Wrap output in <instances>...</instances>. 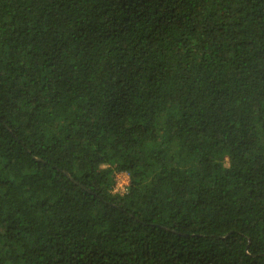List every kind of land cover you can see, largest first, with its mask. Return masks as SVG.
Masks as SVG:
<instances>
[{
  "label": "trees",
  "instance_id": "trees-1",
  "mask_svg": "<svg viewBox=\"0 0 264 264\" xmlns=\"http://www.w3.org/2000/svg\"><path fill=\"white\" fill-rule=\"evenodd\" d=\"M0 264H264V0H0Z\"/></svg>",
  "mask_w": 264,
  "mask_h": 264
},
{
  "label": "rangeland",
  "instance_id": "rangeland-1",
  "mask_svg": "<svg viewBox=\"0 0 264 264\" xmlns=\"http://www.w3.org/2000/svg\"><path fill=\"white\" fill-rule=\"evenodd\" d=\"M129 186V177L125 173H119L116 176V189L115 193H123L125 190H127V187Z\"/></svg>",
  "mask_w": 264,
  "mask_h": 264
},
{
  "label": "built area",
  "instance_id": "built-area-1",
  "mask_svg": "<svg viewBox=\"0 0 264 264\" xmlns=\"http://www.w3.org/2000/svg\"><path fill=\"white\" fill-rule=\"evenodd\" d=\"M115 191H117V190H115ZM126 191V190H125Z\"/></svg>",
  "mask_w": 264,
  "mask_h": 264
}]
</instances>
